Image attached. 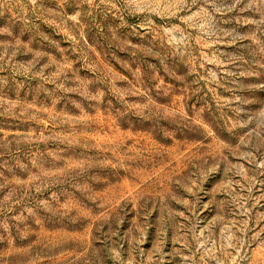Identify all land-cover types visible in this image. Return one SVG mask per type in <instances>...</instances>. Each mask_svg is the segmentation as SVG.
<instances>
[{
  "label": "rangeland",
  "instance_id": "obj_1",
  "mask_svg": "<svg viewBox=\"0 0 264 264\" xmlns=\"http://www.w3.org/2000/svg\"><path fill=\"white\" fill-rule=\"evenodd\" d=\"M0 264H264V0H0Z\"/></svg>",
  "mask_w": 264,
  "mask_h": 264
}]
</instances>
